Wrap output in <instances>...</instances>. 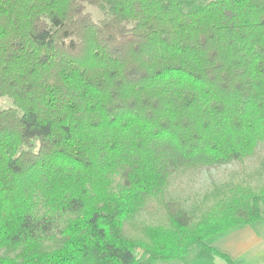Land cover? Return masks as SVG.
Here are the masks:
<instances>
[{
	"label": "trees",
	"instance_id": "16d2710c",
	"mask_svg": "<svg viewBox=\"0 0 264 264\" xmlns=\"http://www.w3.org/2000/svg\"><path fill=\"white\" fill-rule=\"evenodd\" d=\"M2 97L0 264L210 257L262 218L264 184L174 192L264 146V0H0Z\"/></svg>",
	"mask_w": 264,
	"mask_h": 264
},
{
	"label": "rangeland",
	"instance_id": "374dc122",
	"mask_svg": "<svg viewBox=\"0 0 264 264\" xmlns=\"http://www.w3.org/2000/svg\"><path fill=\"white\" fill-rule=\"evenodd\" d=\"M87 12L91 13L95 20L102 17L96 8L87 6ZM12 106L8 98H0V109ZM233 183L250 184L252 187H260L264 184V146H261L258 155L244 163L233 162L228 165L203 170L200 174L192 176L189 180L174 192L181 206L189 212H193L195 219L209 207L212 201L213 189L221 193L224 188ZM177 189V188H176ZM264 217V210H262ZM141 219L148 222H156L153 214H142ZM256 222V221H255ZM254 223V222H252ZM251 223V224H252ZM156 264H164L157 262Z\"/></svg>",
	"mask_w": 264,
	"mask_h": 264
},
{
	"label": "crops",
	"instance_id": "0c3cea01",
	"mask_svg": "<svg viewBox=\"0 0 264 264\" xmlns=\"http://www.w3.org/2000/svg\"><path fill=\"white\" fill-rule=\"evenodd\" d=\"M205 244L210 257L163 262L164 264H264V217L212 236Z\"/></svg>",
	"mask_w": 264,
	"mask_h": 264
}]
</instances>
